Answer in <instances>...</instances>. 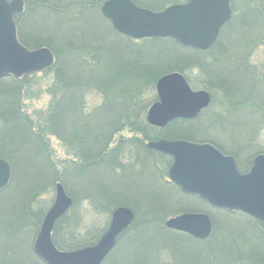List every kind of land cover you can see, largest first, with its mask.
Returning a JSON list of instances; mask_svg holds the SVG:
<instances>
[{"label":"rangeland","instance_id":"obj_1","mask_svg":"<svg viewBox=\"0 0 264 264\" xmlns=\"http://www.w3.org/2000/svg\"><path fill=\"white\" fill-rule=\"evenodd\" d=\"M24 1L26 4L24 13L16 16L19 38L25 46H30L27 47L29 50L50 49L47 45L53 46L57 57L54 56L55 61L50 69L25 76L12 83L21 94L20 104L17 107L14 105L7 113L5 108L0 111L5 112L7 117L22 113L29 121L44 126L47 123L45 117L51 115L57 96L55 91L59 82L56 77L61 72L72 73L68 69L67 61L60 60L58 50L65 47L66 43L69 47L76 42L81 49L84 47L83 42L88 40L86 53H78L90 56L92 51L99 49L94 45H106L109 49L113 34L121 36L117 39L119 43H122L125 35L118 33L111 21L101 13L103 5L109 0ZM230 1L232 20L229 27L227 23L217 43L206 53L187 48L183 50L179 48L180 45L176 47L170 41H137L136 46L133 44L134 49L145 56V59H142L143 69L145 76L150 77L148 80L142 77L145 81H141L140 87L149 86L154 79L156 87L158 79L163 76L183 72L191 80L194 90L205 91L210 95V103L196 119L187 120L188 122L178 119L174 121L175 124L171 122L172 124L165 129L151 126L147 122V113L151 105L159 101L157 93L155 92L156 99L149 107L148 105L146 107L145 102L140 103V110L148 108L146 124L143 123L136 130L125 129L120 132L111 146V149L117 146L122 151L118 159L123 160L121 166L129 169L132 167V170H128L130 174L126 172L122 176V173L118 172L111 175L107 170L104 177L100 175L101 170H95L93 174L98 176V180L93 175L86 179L77 177L69 179L64 176L67 180L68 190L64 186L66 192L69 194L70 191L74 199L75 197L77 199L63 218L65 220L70 215V218L74 219L76 215L80 223L77 225L72 221L73 233L59 232L57 238L63 239L66 244L82 242L88 244L97 236L100 239L109 227L112 211L128 207L120 206V203L127 202L135 218L126 231L132 230L139 222H144L147 213L152 216L150 217L152 226H147L142 234L124 241L129 243L127 247H130V253L122 252L118 256L114 253L116 245L102 264L264 263L263 223L243 213L215 209L197 196H186L169 181L168 173L173 164L171 157L155 151L154 154H148L136 149V141L143 147L161 140L212 144L226 156L234 157L242 174L249 172L258 155H264V0ZM86 2L89 8H86L85 17L90 19L81 20L82 18L77 15L84 10L81 5ZM132 2L144 9L162 12L173 4H185L188 0H132ZM93 13L98 19L92 15ZM85 33L87 34L84 35ZM83 37L85 40H81ZM237 41L243 49L240 50L241 55H238L239 51L234 48ZM242 43L246 44L242 46ZM99 52L100 50L96 51ZM226 52L228 55L224 57ZM74 73L77 74L78 71ZM122 83L126 85L127 81ZM235 83L238 85L235 86ZM9 84L1 83L0 90ZM4 98L7 96L0 93V105ZM150 98L152 95L148 99ZM102 100L101 95L91 93L87 97V106L89 109L99 107L103 103ZM67 121H69L67 118L63 120V124H67ZM183 121L187 123L183 124ZM0 129L5 131L0 138V158L9 162L4 157L7 156L12 160V163L9 162L12 169L11 181L6 189L1 191L2 194L0 193V241L6 239L5 235L8 236L6 229L5 231L1 229L5 226L4 222L13 221L10 223L11 228L15 227L12 242L18 246L20 258L28 264H31V261L45 264L34 252V245L42 222L55 202L56 186L62 182L58 181L57 172L48 173L47 177H43V174L39 176L36 162L21 157L20 147H23L25 142L23 138L17 132L8 130L1 121ZM155 129L159 131H154ZM163 135L165 138H161ZM183 135L186 138L181 139L180 136ZM159 136L157 140L152 138ZM43 139L46 141L45 145L50 148L49 160L53 168L59 171L61 165L75 161L73 153L76 152L75 149L66 147L59 137L49 133L43 136ZM128 141L131 143L128 144ZM9 150L11 153L15 152L13 156L18 158L17 161L9 154ZM116 161L118 162L117 159ZM107 181H111V192L118 193L117 201L105 202L104 206L94 205L93 203L99 202L91 201L88 192L92 194V187L99 183L109 185ZM38 185L41 186V190L36 194ZM107 188L108 186L103 188L104 194ZM79 195L82 197L79 198ZM30 196H34L30 203L21 206V203L26 202L25 198ZM25 210L28 215H22L24 218L27 217L22 221L21 216L19 219V213L22 214ZM190 213L206 214L210 217L213 228L207 239L199 240L166 227L170 219ZM142 229L144 230L143 226ZM130 234L132 236L134 231ZM8 257L15 259L12 253ZM20 258L17 261L21 262Z\"/></svg>","mask_w":264,"mask_h":264},{"label":"water","instance_id":"obj_2","mask_svg":"<svg viewBox=\"0 0 264 264\" xmlns=\"http://www.w3.org/2000/svg\"><path fill=\"white\" fill-rule=\"evenodd\" d=\"M23 11L22 0H0V79L41 73L54 64L50 49L28 50L20 43L14 19ZM101 13L127 37L170 38L200 51L216 44L232 16L229 0H189L162 12L140 8L131 0H109ZM156 90L159 101L149 109L147 122L161 129L178 119H196L210 103V95L192 91L180 73L162 77ZM147 147L173 158L168 176L183 193L198 196L217 209L241 212L264 223V155L257 156L251 171L242 175L232 157L224 156L210 144L161 140ZM11 177L10 164L0 158V191L9 185ZM72 204L58 184L55 204L44 218L34 251L46 264H102L115 248L117 238L133 223L134 214L126 207L116 209L109 230L95 246L60 252L52 242V232ZM166 227L199 240L207 239L213 228L209 216L191 213L170 219Z\"/></svg>","mask_w":264,"mask_h":264},{"label":"trees","instance_id":"obj_3","mask_svg":"<svg viewBox=\"0 0 264 264\" xmlns=\"http://www.w3.org/2000/svg\"><path fill=\"white\" fill-rule=\"evenodd\" d=\"M81 8L84 10L78 12L77 17H80V19L82 18L81 20L89 18L85 17L86 8H89L88 2L82 4ZM92 15L94 16L95 14L93 13ZM96 19H98V17H96ZM230 22H228V27ZM237 28H239V26ZM97 33H99V28ZM86 34L87 33L84 35ZM119 37L121 36L114 34L112 35L109 49L106 48V45H94L99 49L92 51L90 56L81 55L85 54L86 50L88 49V40H85V37L81 38V40H85L83 42L84 47H81V49L78 47V44L75 41L76 43H72V46L70 45L67 47L68 44L66 43L65 47L58 50L60 52V60L67 61V66L69 67L68 69L70 72L72 71V73L61 72L59 73L58 77H56L58 78L59 82L55 91L57 96L56 100L54 101L55 104L53 111L50 112L51 115L48 114L45 117L47 123L44 124V126H41L40 123L29 121L28 118L23 117L24 114L22 113L21 115L15 113L9 117L5 115V112H9L8 110L10 108H14V105L17 107L20 104L21 94L16 90V88L13 87V84L20 79L9 77L0 80V84H3L4 82L10 83L8 86H4V88H1L0 90V93H2L4 96H7V98H4L2 101L3 103L0 105V109L5 108V112L0 111V121L4 123L8 130L17 132L23 138L25 142L23 143L24 146L20 147L22 150L21 157L28 161L36 162L39 176L43 174V177H47L46 174L57 172L59 177L58 181H61L62 185L67 188V180L66 178L64 179V176H67L69 179H71V177L86 179L88 176L93 175L98 180V176L93 174L95 170H101L100 175H103L104 177H106L105 171L107 170L111 175L121 172L122 176L126 172L129 173L128 170H132V167L129 169L121 166V162L123 160L120 161L118 158L121 157L122 151L117 146L111 149V146H113V143L116 141V136L120 132L124 131L125 129L136 130L143 123L146 124L145 117L148 110V108L146 110V107L147 105L149 107L150 103H153L154 99H156V97H154L156 92L155 79L154 82L149 86L145 85L140 87L145 79L148 80L150 78L147 75L145 76V70L143 69L144 63L142 59H145V56L140 54L138 50L134 49V45H137V41L124 36L121 40L122 43H119L117 41ZM155 40L170 41V43H173V45H178L171 39H146L141 41L154 42ZM237 42L238 43L236 45L234 44V48L236 51H239L238 55H241L240 50L243 49L240 46L239 41ZM243 44L246 43H242V46ZM26 47L29 48L30 46ZM47 47H49L54 53V56L57 57L55 55L57 53L54 47L50 45H47ZM179 48L185 50L181 46H179ZM98 50H100V52L96 53ZM194 51L203 53L202 51L198 50ZM206 52L207 51L204 53ZM227 55L228 52H226L224 57ZM76 71H78L77 74L74 73ZM182 74H184L187 81L192 86L191 80L187 77V75L183 72ZM142 77H145V79ZM124 81H127L126 85L122 83ZM237 85L238 84L235 83V86ZM91 93L99 94L103 97V103L99 107L92 109L88 108L87 97L91 95ZM150 95H152V98L148 99ZM142 102L146 103L144 110H140V103ZM66 118L69 121L66 122L67 124H63V120ZM187 122L183 121V124ZM173 124H175V122H173ZM154 131L159 130L155 129ZM3 132L5 131L0 129V138L3 136ZM49 133L56 135L61 139L66 147L70 149L73 147L76 151L73 152L75 161H73V163H65L61 165L60 167L62 168L59 171L51 166V160H49L51 155L50 148L47 146V144L45 145L46 141L44 142L43 139V136H46ZM25 137H27V139H25ZM152 138L157 140L160 138V136L158 138ZM152 138H150V140ZM161 138H165V136L163 135ZM180 138L184 139L186 137L183 135L180 136ZM130 143L131 141H128V144ZM136 144L137 150L141 149L145 153L154 154V152L149 150L146 146H141L138 141H136ZM14 153V151L11 153L9 150V154H11L13 159L17 161L18 158L13 156ZM4 157L12 163L10 157ZM112 157L116 158L118 162L116 159H110ZM107 183L109 185H106L108 186L106 194L103 193V188L106 187L102 185L103 183H99V185H96V187H92V194L87 191L89 194L88 198H90L91 201L97 200L99 202V204L93 203L94 205L104 206L105 202L113 201L115 203L117 201L119 197L118 193L116 192V194L111 192V181H107ZM38 188L39 189H36V194H38L41 190V186L38 185ZM0 193L2 194V192ZM36 194L34 195L35 198L37 197ZM69 194L71 195L70 191ZM34 196H30L29 198L26 197V202L21 203V206L28 205L31 201V198ZM71 196L75 203V199L77 198L75 197L74 199L73 195ZM80 197H82V195H79V198ZM33 202H31V204H33ZM121 205L129 207V203L127 202H122L120 203V206ZM24 212L22 214L21 212L19 213V219L21 216L22 221H25L27 218H24L22 215H28L27 210ZM147 214L148 216L144 222H139L132 230L124 232V234L118 239V244L114 251L115 254L119 256L122 252L125 254L127 252L130 253V247H127L129 243H124V241L131 239L135 235L142 234L146 231L147 226H152V220L150 218L152 216L149 213ZM72 221L77 223V225L78 222L80 223V219L76 215L74 216V219H71L69 215L65 220L63 218L62 220L58 221L54 228L53 241L59 250L73 251L86 246H92L98 241L99 237L97 236L93 237L92 241L88 244H83L84 242L66 244L63 239L57 238L59 237V232L62 233L63 231H66L68 233H73V230H71ZM10 223H13V221L4 222L5 226L1 228L2 231H5L6 229L8 236L5 235L6 239L0 241V264H28V262L23 261L20 258L17 248L18 246H15L12 242L14 240L13 236L15 227L11 228ZM142 226L144 230L142 229ZM131 231H134L132 236L130 234ZM138 231L140 232L137 233ZM76 237L77 235L75 238ZM30 250L33 253L32 248ZM10 253L15 256V259L8 257ZM18 258L21 259V262L17 261ZM31 262V264H36L34 261ZM38 263L41 264L40 261H38ZM194 264L197 263L194 262Z\"/></svg>","mask_w":264,"mask_h":264},{"label":"flooded vegetation","instance_id":"obj_4","mask_svg":"<svg viewBox=\"0 0 264 264\" xmlns=\"http://www.w3.org/2000/svg\"><path fill=\"white\" fill-rule=\"evenodd\" d=\"M187 80V79H186ZM189 83V82H188ZM191 86V85H190ZM192 87V86H191ZM185 121H187V120H185ZM172 124V123H171ZM170 125V124H169ZM168 125V126H169ZM167 128V127H166ZM165 129V128H164ZM224 154V153H223ZM225 155V154H224ZM230 157H232V156H230ZM234 160H235V163H236V166H237V169H238V171L240 172V170H239V165H238V161L234 158V157H232ZM252 168V167H251ZM250 171V170H249ZM241 173V172H240ZM126 208H128V207H126ZM117 243H118V240H117Z\"/></svg>","mask_w":264,"mask_h":264}]
</instances>
